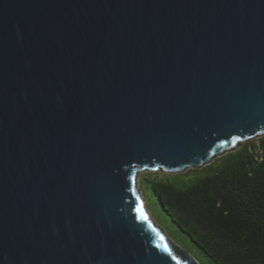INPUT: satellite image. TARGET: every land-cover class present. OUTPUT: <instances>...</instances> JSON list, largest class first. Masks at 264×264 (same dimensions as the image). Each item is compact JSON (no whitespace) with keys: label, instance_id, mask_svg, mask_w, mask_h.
Returning <instances> with one entry per match:
<instances>
[{"label":"water","instance_id":"1","mask_svg":"<svg viewBox=\"0 0 264 264\" xmlns=\"http://www.w3.org/2000/svg\"><path fill=\"white\" fill-rule=\"evenodd\" d=\"M264 135V0H0V264H201L140 171Z\"/></svg>","mask_w":264,"mask_h":264},{"label":"trees","instance_id":"2","mask_svg":"<svg viewBox=\"0 0 264 264\" xmlns=\"http://www.w3.org/2000/svg\"><path fill=\"white\" fill-rule=\"evenodd\" d=\"M139 186L201 264H264V135L201 167L146 170Z\"/></svg>","mask_w":264,"mask_h":264},{"label":"rangeland","instance_id":"3","mask_svg":"<svg viewBox=\"0 0 264 264\" xmlns=\"http://www.w3.org/2000/svg\"><path fill=\"white\" fill-rule=\"evenodd\" d=\"M254 138H256V137H254ZM254 138H252V139H254ZM187 169V168H186ZM185 169V170H186ZM144 172H146V171H140V172H138L137 173V175H136V178H137V185H138V187H140L139 186V184H140V179H142V174L144 173ZM147 203V202H146ZM148 208H149V211H150V213H151V215L153 216V218H154V220L158 223V224H160L162 227H168V229L171 231V229L169 228V224L167 223V222H165V220H164V217L160 214V212H156L155 211V208H154V206L151 204V203H149L148 205ZM166 231V230H165ZM166 233H167V231H166ZM173 233V232H172ZM168 234V233H167ZM169 236V235H168ZM169 239L170 240H172L174 243H176L175 241H174V239H172L170 236H169ZM177 239V238H176ZM178 240V239H177ZM183 248V247H182ZM183 249H185V248H183ZM191 254V253H190ZM192 255V254H191Z\"/></svg>","mask_w":264,"mask_h":264}]
</instances>
